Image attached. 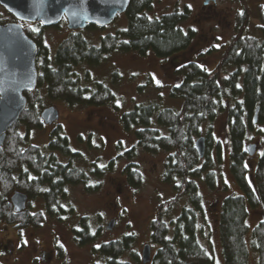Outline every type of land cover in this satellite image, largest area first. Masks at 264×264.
Wrapping results in <instances>:
<instances>
[{
    "label": "trees",
    "instance_id": "16d2710c",
    "mask_svg": "<svg viewBox=\"0 0 264 264\" xmlns=\"http://www.w3.org/2000/svg\"><path fill=\"white\" fill-rule=\"evenodd\" d=\"M232 1L240 5L235 32L221 46L212 67H200L195 59L179 57L196 36L194 27L183 24L191 12L188 4L156 14L152 12L154 0H130L126 10L104 27L89 24L70 28L54 50L43 41L44 25L35 22V31L30 23H23L26 33L38 44V82L33 91L25 92L26 107L0 146V222L20 230L40 226L47 217L62 220L63 214L74 212L73 207L63 204L68 184L83 183L88 191L96 190L100 182L94 178L111 168L121 155L133 157L138 149L163 152L162 179L172 185L174 195L158 202L150 221V242L155 248L151 264H218L214 253L199 241L198 215L203 212L201 185H216L214 165L221 160L223 145L212 125L224 113L229 166L239 190L225 195L220 203L222 261L251 264L254 258L256 264H264V215L253 226L249 223L252 209L264 210V5L257 2L253 15L249 0ZM121 16L125 23L115 25ZM11 20L17 19L9 11L5 10L4 16L0 13V23ZM85 28L106 31L93 42L83 33ZM149 50L161 57H173L178 80L166 93L158 92L157 97L137 101L120 112L123 129L134 135L133 145L103 167L95 162L94 168L87 170L77 162L82 153L73 149L62 124L50 130L45 145L31 141L33 128L43 127L45 99L62 100L71 107L109 103L118 107L111 84L93 75L90 67L117 51ZM119 77L120 72L113 70L112 82ZM201 135L206 144L203 156L195 145ZM249 142L257 144L253 155L245 151ZM117 147L122 148L121 142ZM125 171L132 179L130 164ZM16 189L28 195L26 208L17 212L10 201ZM35 198L42 200L43 207L31 211ZM183 198L187 204L174 215ZM78 222L80 227L73 228L78 243L93 242L97 232L91 231L87 216ZM134 241V234L127 232L99 247L93 245V253L99 256L94 264L139 263L140 256L132 249ZM125 254L131 260L124 258Z\"/></svg>",
    "mask_w": 264,
    "mask_h": 264
},
{
    "label": "rangeland",
    "instance_id": "374dc122",
    "mask_svg": "<svg viewBox=\"0 0 264 264\" xmlns=\"http://www.w3.org/2000/svg\"><path fill=\"white\" fill-rule=\"evenodd\" d=\"M257 2L264 5V0H249L253 15L256 14L254 7ZM184 4L190 6L191 12L183 24L194 27L196 36L179 57L195 59L201 65L212 67L219 57L221 46L235 32V15L240 5L232 0H154L152 12L158 14ZM5 10L0 3L3 16ZM25 22L30 23L32 29H37L35 22L21 21L22 24ZM124 23L125 18L121 16L115 25ZM69 31L66 19L55 25L44 26L43 41L54 50ZM105 31L85 28L83 33L96 42L98 35ZM173 62L172 56L161 57L151 50L146 53H112L104 62L90 68L93 75L111 84L116 92L118 107L110 103L71 107L62 100L45 99L46 106L54 105L59 116L52 123L43 121V127L33 128L31 141L45 145L50 130L60 123L73 149L82 153L77 160L79 164L87 170L93 169L95 162L99 166L106 165L135 141L133 133L123 129L119 121L120 112L137 101L157 97L158 92L166 93L178 80ZM113 70L120 72L116 82H112ZM140 84L141 90L138 89ZM212 126L215 137L222 141L223 149L221 160L214 165L217 174L215 187L201 185L203 212L198 215V238L209 252L214 253L216 262L223 264L218 230L220 203L225 195L239 188L230 171L224 113L217 116ZM119 142L122 144L120 150L117 147ZM211 155L215 158L214 148ZM163 162V152L138 149L133 157L121 155L111 168H105L99 177L94 178L100 182L96 190L88 191L83 183L68 184L67 198L63 204L73 207L74 212L63 214L62 220L47 217L40 226L28 225L20 230L0 222V261L4 264H94L99 261V256L93 253V245L132 232L135 236L132 249L139 254L140 262L131 260L129 254H125L124 258L130 259L133 264H151L150 260L146 263L141 260L145 243L151 244V256L155 249L150 242V221L158 202L174 195L172 185L162 179ZM129 164L134 170L132 179L125 171ZM31 204V211L43 207L40 198L33 199ZM183 204H187L184 198L176 207L174 215ZM263 215V209H252L249 214L250 226ZM82 216H87L91 231L97 232L91 243L79 244L75 238L73 228L80 227L78 221ZM111 219L115 223L107 228ZM252 260L251 264H256L254 258Z\"/></svg>",
    "mask_w": 264,
    "mask_h": 264
},
{
    "label": "water",
    "instance_id": "95a60500",
    "mask_svg": "<svg viewBox=\"0 0 264 264\" xmlns=\"http://www.w3.org/2000/svg\"><path fill=\"white\" fill-rule=\"evenodd\" d=\"M130 0H0L3 7L20 21H39L44 26L58 24L63 18L71 29L84 28L89 24L104 27L121 12H124ZM208 2L209 0H205ZM214 1V0H213ZM75 13V15H73ZM20 21L0 23V85L5 88L19 82L20 86L11 95L14 105L8 107L0 102V146L5 141L8 128L18 120L27 104L25 91H33L38 82L36 64L37 43L29 36ZM257 111V109H256ZM256 111L254 119H256ZM59 116L54 105L45 106L41 117L45 123H52ZM200 156L205 153V136L195 141ZM256 142L245 145L249 155L256 152ZM14 211L26 208L28 195L24 191L14 190L10 195ZM114 219L106 227L111 228ZM151 259V244L142 247L143 263Z\"/></svg>",
    "mask_w": 264,
    "mask_h": 264
},
{
    "label": "snow or ice",
    "instance_id": "6c2138e0",
    "mask_svg": "<svg viewBox=\"0 0 264 264\" xmlns=\"http://www.w3.org/2000/svg\"><path fill=\"white\" fill-rule=\"evenodd\" d=\"M73 15H75V13ZM34 30L38 31V29H34ZM200 67L203 66L201 65ZM204 70L208 71L207 69ZM157 83H159V81H157ZM19 86H20L19 82H16L14 85H9V87L7 88H5L3 85H0V102H3V104L7 105L8 107L13 106L15 101L11 93L14 92L17 88H19ZM237 87H239V85H237ZM117 103H119V101H117ZM262 155H264V153H262ZM245 167H247V165H245ZM65 191H67V189H65ZM25 243H27V241H25ZM61 247H63V245H61ZM97 247H99V245H97Z\"/></svg>",
    "mask_w": 264,
    "mask_h": 264
},
{
    "label": "flooded vegetation",
    "instance_id": "af4514ba",
    "mask_svg": "<svg viewBox=\"0 0 264 264\" xmlns=\"http://www.w3.org/2000/svg\"><path fill=\"white\" fill-rule=\"evenodd\" d=\"M12 21V20H11ZM14 21H19V20H14ZM21 22V21H20ZM31 22H37V21H31ZM41 23V22H40ZM23 25V24H22ZM37 43V42H36ZM37 53H38V44H37ZM37 57V56H36ZM26 92V91H25Z\"/></svg>",
    "mask_w": 264,
    "mask_h": 264
}]
</instances>
